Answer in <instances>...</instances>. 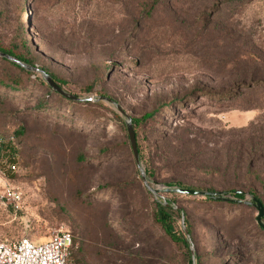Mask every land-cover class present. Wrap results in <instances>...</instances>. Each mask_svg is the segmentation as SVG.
<instances>
[{
	"label": "rangeland",
	"instance_id": "rangeland-1",
	"mask_svg": "<svg viewBox=\"0 0 264 264\" xmlns=\"http://www.w3.org/2000/svg\"><path fill=\"white\" fill-rule=\"evenodd\" d=\"M218 1L180 0L138 22L132 0H16L32 59L81 104L53 97L38 107L47 90L37 75L26 90L0 85V138L24 131L16 170L0 161V243L37 245L66 231L76 264H97L88 251L103 264H190L152 220L153 202L169 200L181 229L188 218L199 264H264V232L247 203H264V0ZM99 96L131 118L159 110L137 128L157 195L117 107L82 104ZM164 180L245 197L227 205L169 193Z\"/></svg>",
	"mask_w": 264,
	"mask_h": 264
},
{
	"label": "trees",
	"instance_id": "trees-1",
	"mask_svg": "<svg viewBox=\"0 0 264 264\" xmlns=\"http://www.w3.org/2000/svg\"><path fill=\"white\" fill-rule=\"evenodd\" d=\"M192 1L198 2L200 0H192ZM238 1L240 2L239 4H243V3H248L251 0H238ZM177 2H180V0H132V3L134 5L133 16L134 18L138 17L139 19L138 22H140L142 19L151 20L152 18H154L156 13H158V10L164 7V5L165 6L167 5L170 8H175ZM212 2L213 3L211 4V6H215L218 4L219 1L212 0ZM17 7L18 6L16 0H0V52L9 55L11 57H14L27 65L44 70L48 75L51 76L53 81L63 91L67 92L70 95L75 96L78 99H81L80 95L73 94L68 90H66V85H67L66 80L53 73L49 68H46L44 66L39 67L36 64V62L32 59V55L30 53L31 45L28 39V31H26L22 19L17 15ZM35 72L36 71L27 70L24 67L20 66L19 64L10 61L7 58L0 57V85H3L6 89L12 91L26 90L31 83V76L37 75L38 76L37 80H39L42 86L45 87V89L47 90L46 94L41 99L38 100L39 102L38 107H44L46 104H49L47 103L49 102V100H51L53 97L55 98L57 97L58 103L64 105L65 108L67 107L71 109L78 108V105L81 104L80 101L70 99L68 97H65L61 93L57 92L50 85H48L45 80L42 79L43 77L42 78L40 77L42 75L39 72L37 73ZM92 90H93V85L89 86L86 89V93H90L92 92ZM101 97L111 99L110 97L107 96H99L95 98L97 99L96 101L87 100L85 102H82V104L85 106L103 107L104 102L103 100H100ZM165 107L167 106L165 105ZM158 112L159 110H154L152 112L144 114L141 118H132L139 154L143 162H144V158L142 156L141 148L138 141L139 135L137 128H140L144 124L153 121L156 118ZM118 118L121 120V117L118 116ZM23 133H24L23 130L16 131V133H14V135L10 138V140H8V142L5 141V138H0V161L1 163L2 161L8 163L7 164L8 172H11L10 166L16 164L15 158L18 152L16 142L19 141L18 138L21 137ZM161 158H162L161 160L163 161L164 160L168 162L171 161V157L167 155L165 152L161 154ZM155 170L156 169L153 166L149 164L145 165V171L148 177L158 178L159 175ZM164 183L167 187L193 189L189 186H185L180 181L164 180ZM108 190H113V189L112 187H110ZM116 190L117 189H115L114 192L118 193ZM193 190H199V189H193ZM207 192H213V191L208 190ZM230 193L237 201H229V202L223 201V202H226L227 205H236L238 203H242L238 201H242L244 199L245 197L244 192L234 190L231 191ZM205 197L209 200L213 199L209 196H205ZM256 198L259 199L258 197ZM166 202L168 205H165L164 202H160V201L153 202L152 220L154 225L160 228V230L163 232L164 236L170 243L176 245L181 249L186 250L188 262L190 264H195V261L196 264H199L197 254H195V257H193L192 255V252L190 250L189 240L187 239V234L177 224L176 216L179 215L180 209L178 211L174 208L173 201L166 200ZM261 203L264 206V203L262 201ZM183 216L185 218V226H187L188 234L191 236L192 231H190V224L188 222V218L184 214ZM260 229L264 232V229L262 227H260ZM88 254L93 256L97 264H103L101 259H99L97 255H94L93 252L88 251Z\"/></svg>",
	"mask_w": 264,
	"mask_h": 264
},
{
	"label": "built area",
	"instance_id": "built-area-1",
	"mask_svg": "<svg viewBox=\"0 0 264 264\" xmlns=\"http://www.w3.org/2000/svg\"><path fill=\"white\" fill-rule=\"evenodd\" d=\"M16 170L13 164L10 166ZM76 248L73 235L61 231L42 244H34L28 238L0 243V264H76L71 253Z\"/></svg>",
	"mask_w": 264,
	"mask_h": 264
},
{
	"label": "water",
	"instance_id": "water-1",
	"mask_svg": "<svg viewBox=\"0 0 264 264\" xmlns=\"http://www.w3.org/2000/svg\"><path fill=\"white\" fill-rule=\"evenodd\" d=\"M0 57L7 58L10 61H13V62L19 64L20 66L24 67L27 70L39 72L42 75V77L44 78V80L47 82V84L50 85L53 89H55L57 92L61 93L62 95H64L65 97H68L70 99L81 101L80 99L76 98L73 95L68 94L67 92L63 91L60 87H58L57 84L51 78V76L48 75L44 70H41V69L32 67L30 65H27V64L19 61L18 59L14 58V57H11L9 55L3 54L1 52H0ZM88 100H90V101L91 100H95L96 101L97 99H94V98L91 99L90 98ZM100 100H103V101H106V102H108L110 104L115 105L117 107L118 111L126 118V127H127L128 136H129V139H130L131 148H132V151H133V155H134L136 164H137V166L140 169L143 181L147 185L148 189L153 194L157 195L160 190L152 189L148 185L147 174H146V171L143 168L142 163H141V158H140V154H139L136 134H135V130H134L133 123H132V118L113 100H111L109 98H104V97H101ZM163 190L166 191V192H169V193H178V194H184V195L209 196V197H211L213 199L227 201V202H229V201H237L235 199L226 197L221 192H207V191H199V190L178 188V187H165ZM238 202H242V201H238ZM247 203L252 205V206H254L257 209V211H258V214H257V217H256L257 223H258V225L260 227H262L264 229V221H263V218H264V206H263V204L255 196L252 197V201L251 202H247ZM164 204L168 205L166 201L164 202ZM183 229H184L185 233L189 237L188 231H187L186 226H185V218H184V216H183ZM190 249H191L193 257H195V250H194V247H193L192 244H190Z\"/></svg>",
	"mask_w": 264,
	"mask_h": 264
}]
</instances>
